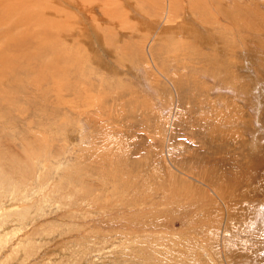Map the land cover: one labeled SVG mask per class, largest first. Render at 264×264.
<instances>
[{
    "label": "rangeland",
    "instance_id": "374dc122",
    "mask_svg": "<svg viewBox=\"0 0 264 264\" xmlns=\"http://www.w3.org/2000/svg\"><path fill=\"white\" fill-rule=\"evenodd\" d=\"M20 1L0 264H264V0Z\"/></svg>",
    "mask_w": 264,
    "mask_h": 264
},
{
    "label": "bare ground",
    "instance_id": "6f19581e",
    "mask_svg": "<svg viewBox=\"0 0 264 264\" xmlns=\"http://www.w3.org/2000/svg\"><path fill=\"white\" fill-rule=\"evenodd\" d=\"M21 2L22 1H20L19 2V0H0V37L1 36H4L5 37V43H4V46H2V47H0V85H4V84H6L5 82L7 81V82H16V81H18V83H16L17 85H18V87H16V88H14V89H10V91L12 90V91H16V90H18V88L19 87H23V86H21V83L19 82V79H17L16 80V78L17 77H28V75H30V74H33V73H35V75H37L38 76V80L41 82V80H45V77L43 76V74H42V72H39V71H37L36 70V67L38 66V65H40L41 64V62H42V60H46V56L48 55V52H49V48H51L50 47V44H42L39 40H37L36 38H35V42L37 43V44H35L37 47V51L36 52H33L34 50H29V48H28V46H26V45H28V43L29 42H32L31 44H33V42H34V39L33 38H28L29 36V32H31L30 30H27L26 29V33L28 34V35H24V34H26V33H24V30L21 32L23 35H24V37L20 34V30H18L19 28H21L20 26H22L23 24H22V22H24V25L26 24V22H27V25H29L28 24V21L30 22V20H31V18L29 17V16H33V15H31V14H36L35 16L37 17V13L40 11V10H38L37 12L35 11V13H31L30 14V12L29 11H26V12H29L27 15H29V16H25V17H29L28 19L29 20H24L23 18H21L20 17V15L22 16V17H24L23 15H25L24 14V12H21V5H23V4H21ZM25 2V1H24ZM24 2H22V3H24ZM39 3V2H38ZM24 5H26L25 3H24ZM30 5V4H29ZM38 6V5H37ZM93 6V5H92ZM28 7V6H27ZM23 8V7H22ZM25 8H26V6H25ZM23 10V9H22ZM33 10H35V9H33ZM42 10V9H41ZM50 11V10H49ZM42 12V11H41ZM43 12H44V10H43ZM43 12L41 13V14H43ZM40 14V13H39ZM52 14H53V11H52ZM44 15H46V14H44ZM35 16H33V17H35ZM40 16V15H39ZM38 16V17H39ZM24 21H23V20ZM25 19H27V18H25ZM35 19H37V18H34V20H33V18H32V20L35 22ZM40 19H42V18H40ZM43 20H44V18H43ZM42 20V21H43ZM96 21V20H95ZM41 22V21H40ZM44 22V21H43ZM45 23V22H44ZM22 24V25H21ZM31 24H33V23H31ZM30 24V25H31ZM26 25V26H27ZM39 25V24H38ZM38 25L37 26H35V27H38ZM41 25V24H40ZM43 25V24H42ZM41 25V26H42ZM50 25V24H49ZM33 26V28H34V24L32 25ZM32 26H29V28L31 27L32 28ZM23 27V26H22ZM45 27V26H44ZM25 29V28H24ZM41 29H43V28H41ZM41 29H39L38 31H40ZM47 29V28H46ZM17 30H18V33H19V35L20 36H18L17 34L15 35V36H13V34L15 33V31L17 32ZM96 30V29H95ZM94 31V30H93ZM97 32H98V30H96ZM46 32V31H45ZM37 32L35 31L34 33H33V36H35L34 34H36ZM42 33H44V32H42ZM85 33V32H84ZM93 33H95V32H93ZM100 33V32H99ZM40 34V33H39ZM39 34H37L38 36H39ZM36 35V36H37ZM47 35V37H49L48 35H50V34H46ZM30 36H32V34L30 35ZM41 36H44V34H42ZM41 36H39V39L41 38ZM90 36V35H89ZM46 37V36H45ZM44 37V38H45ZM46 37V38H47ZM75 37V36H74ZM43 38V39H44ZM45 38V39H46ZM27 39H29V40H27ZM91 39V38H90ZM94 39V38H93ZM52 40V39H51ZM92 41V40H91ZM50 42V41H49ZM95 42V41H94ZM31 44H29V47H30V45ZM39 44H41V45H39ZM95 44V43H94ZM34 45V46H35ZM27 48H26V47ZM33 46V47H34ZM53 47V46H52ZM10 48V50H14L15 49V52H16V49L18 50V49H20V51H19V54L18 55H16V57H13V58H9V57H7V52L9 51V53H11V51L10 50H8ZM31 48V47H30ZM35 48V47H34ZM14 52V51H13ZM18 52V51H17ZM16 54V53H15ZM9 55V54H8ZM11 55V54H10ZM51 55H52V52H51ZM14 56V55H13ZM49 56V55H48ZM51 57V56H50ZM15 58H17V59H15ZM53 58V57H52ZM28 62V64L29 65H25V62ZM29 61H31V62H29ZM34 75V76H35ZM36 77V76H35ZM20 78V79H21ZM6 80V81H5ZM22 80H26V79H22ZM35 80H36V78H35ZM34 82V80L32 79L31 80V82ZM38 81V82H39ZM37 81H36V83L37 84H39ZM14 84V83H13ZM12 83H11V85H9L8 84V86L9 87H12V85H13ZM32 84V83H31ZM33 84H35V83H33ZM7 85V84H6ZM4 87H6V86H4ZM4 87H3V89H4ZM6 89V88H5ZM4 89V90H5ZM7 90H9V88L7 89ZM4 92H6V90L4 91ZM8 93V92H7ZM3 94H6V93H3ZM2 94V95H3ZM7 96H8V94H6ZM0 96H1V94H0ZM10 96V95H9ZM1 98H2V96H1ZM7 99V98H6ZM3 114V113H2ZM1 116V115H0ZM4 117H5V115H3ZM2 118V117H1ZM14 217V216H13ZM12 219V218H11Z\"/></svg>",
    "mask_w": 264,
    "mask_h": 264
}]
</instances>
